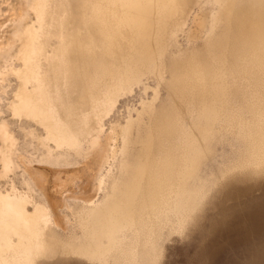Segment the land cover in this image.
<instances>
[{
  "label": "rangeland",
  "instance_id": "rangeland-1",
  "mask_svg": "<svg viewBox=\"0 0 264 264\" xmlns=\"http://www.w3.org/2000/svg\"><path fill=\"white\" fill-rule=\"evenodd\" d=\"M232 1L181 0L188 11L176 32L162 25L132 44L121 38L104 56L105 0H46L43 11L39 0H0V191L30 194L28 210L43 205L50 215L45 238H56L53 251L29 263L7 250L0 264H264V71L254 65L264 60V45L247 46L252 0L231 8ZM31 44L47 56L46 77L60 84L56 66L64 52L66 94L75 100L89 83L108 87L119 73L125 79L100 111L99 136L78 151L42 142L44 127L13 111L21 54ZM218 80L224 94L210 85ZM162 133L165 151L153 154L148 145ZM153 158L177 164L166 193L182 205L181 213L152 215L153 257L143 260L147 245L135 231L117 236L122 252L131 257L136 250L138 261L115 251L101 261L70 250L67 244L83 237L81 209L118 198L137 166Z\"/></svg>",
  "mask_w": 264,
  "mask_h": 264
},
{
  "label": "bare ground",
  "instance_id": "bare-ground-1",
  "mask_svg": "<svg viewBox=\"0 0 264 264\" xmlns=\"http://www.w3.org/2000/svg\"><path fill=\"white\" fill-rule=\"evenodd\" d=\"M39 1V10L43 11L46 0ZM180 1L105 0L107 14L106 45L104 47L106 55L104 56L112 54L113 44L120 43L121 38L132 44L134 39L151 37L159 31L162 25L164 29H174L171 32H176L185 24L188 11V4L184 7ZM230 6L231 8L235 6V0L231 2ZM155 23L158 24V28ZM246 24L247 46L251 45L254 48L253 42L264 45V0H252L251 10L246 16ZM260 47V51H262L263 48ZM254 53L253 55H255ZM59 54L56 71L63 82L62 84L46 77L44 73L46 71L41 66L42 56L46 54L39 46L31 44L23 51L21 54L23 67L18 70L21 86L15 93L16 101L13 102L12 108L15 113L23 114L44 127L46 134L41 138L42 142H47L49 145V141H52L59 147L64 146L78 151L83 147L85 141H95L96 136H99L101 131L100 111L103 106L111 101L117 90L125 84V79L119 73L114 75V81H110L108 87L103 85L100 80L97 83H89L84 89L83 98L75 100L66 94L71 77L70 67L66 64L67 57L64 52ZM259 54H256L257 58L261 56ZM45 57L47 58V56ZM256 57L250 58L255 61ZM103 59L104 57L101 60ZM257 60L254 65L257 63L256 67H260L264 71L262 56ZM109 69L110 67L107 71ZM119 71L120 69L115 73ZM223 82V80H218L215 82L216 84L211 82L210 85L214 88L218 86V94L221 91L224 94L226 89H223L225 86ZM100 89L103 91L101 92ZM192 90H195L194 86ZM186 91H189L188 88ZM193 91L192 95H195ZM203 100L205 102L204 98ZM204 104L206 107L208 102ZM176 122L177 120L175 124ZM168 132L169 129L165 126V133L168 134ZM166 134L162 133L157 141L154 140L148 145V150L151 153L165 151L163 150L164 145L162 146L160 143ZM156 149L160 151L158 152ZM159 155L157 154V156ZM157 156L154 158L158 159ZM154 158L151 159L152 162L137 166L134 170V177L121 187V195H118V198L111 202L81 209L80 224L84 229L83 237L75 245L67 244L70 250L101 261H106L107 257L112 255L114 251L116 256H112H128L125 255L126 249L122 252L117 235L119 231L126 234L135 231L138 236L137 241H143V245H147L146 254L142 256L143 260H150L153 257L155 230L152 215L161 219L165 210L173 208L177 213H181L182 206L178 200L172 201L173 204H171L166 193L176 179V173L180 172L177 169V164L169 163L166 158L160 162V159L155 160ZM6 162H9L8 155ZM181 176L180 173L178 177ZM102 181L103 178L101 177L99 182ZM177 183L179 182L177 181ZM118 189L120 188L118 187ZM29 196L30 194L21 195L13 191H0V260L2 261L5 260L7 250H12L17 259L26 263L32 261L36 255L54 250L56 238L51 236V239L47 240L44 234L50 215L43 205L36 202L33 211H29L27 208V203L31 201ZM171 199L173 200V198ZM104 236L108 240L106 244L102 241ZM130 254L131 257H126L129 261H138L136 250L130 249Z\"/></svg>",
  "mask_w": 264,
  "mask_h": 264
}]
</instances>
